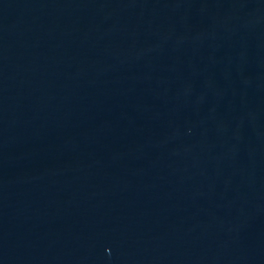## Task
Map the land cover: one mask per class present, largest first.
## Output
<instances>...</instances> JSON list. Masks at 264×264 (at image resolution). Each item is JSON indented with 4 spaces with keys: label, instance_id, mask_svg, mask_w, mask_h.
<instances>
[{
    "label": "water",
    "instance_id": "95a60500",
    "mask_svg": "<svg viewBox=\"0 0 264 264\" xmlns=\"http://www.w3.org/2000/svg\"><path fill=\"white\" fill-rule=\"evenodd\" d=\"M264 171V0H0V197Z\"/></svg>",
    "mask_w": 264,
    "mask_h": 264
}]
</instances>
